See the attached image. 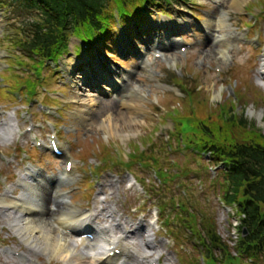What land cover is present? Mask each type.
<instances>
[{"label":"rangeland","instance_id":"obj_1","mask_svg":"<svg viewBox=\"0 0 264 264\" xmlns=\"http://www.w3.org/2000/svg\"><path fill=\"white\" fill-rule=\"evenodd\" d=\"M5 1L0 3V128L9 114H13L16 126L5 138H0V199L3 195L13 199L25 191L19 177L36 163L50 172L47 177L45 171L39 169L43 177L40 185L46 190L58 185L59 191L66 193L71 206L75 207L99 205L101 209L113 206L118 215L120 206H123L128 222L124 228L134 229L139 223L152 221L153 209L150 206L153 200L143 203L147 194L142 186H148V192L153 193L151 184L156 182L150 161H154L162 170L167 169V177H177L168 185L164 177L161 185H156L160 189L154 196L160 203L164 202L165 211L172 213L167 215L169 222L181 231L178 236L180 243L172 246V236L150 225L153 228L151 233L157 234L156 240L162 241L161 264H203L199 251L193 248L196 239L191 238L184 220L193 222L195 216L193 226L201 228L202 213L204 217L213 216L212 222L217 224L219 234L224 240H229V218L217 201L219 181L212 180L208 170L210 164L205 165L206 159H202L203 166L191 156L193 152L187 149L191 144L183 139L182 128L188 121L202 120L206 126L215 129L223 123V111L235 107L246 123L254 124L264 133V128L257 126L264 124V87L258 84L256 76V69L260 68L264 58V0H189L180 6L173 4L169 7L172 12L170 18L157 16L161 23L160 39H155V31L147 30L148 34L133 39V46L126 48L129 51L133 49L134 53L123 50L122 58L117 50L112 53L115 49L113 40L102 48L105 53H97L94 61L87 60L83 53L76 56L72 50L60 60L58 70H55V65L40 70L41 79L38 81L42 82L43 88L38 87L36 96L30 101H27L26 91L19 93L18 88L27 79L28 84L32 81L33 62L15 46L19 25L30 15ZM246 8L251 11L246 12ZM220 11L225 14L228 27L217 26L220 25ZM252 18L258 22L247 27ZM207 22H210L208 28ZM189 26L200 31L193 34ZM228 30L233 31L235 37L225 46L226 55L222 60L219 51L224 47L221 39L219 42L214 35ZM175 38L186 42L185 53L176 48L172 42ZM253 39H258L259 44H250ZM163 43L171 46L164 48ZM176 44L178 46L179 43ZM156 47L162 49L159 50L160 57H154L155 50H158ZM75 52L79 51L76 49ZM137 56H140V61ZM75 67L76 72L71 73L70 68L73 71ZM43 70L48 79L43 77ZM120 71L127 75L128 86L136 90L132 103L136 110H128L126 105L120 104L127 94V87L122 84L115 91L112 81L119 77ZM105 72L110 76L103 75ZM129 72H134L133 76ZM34 74L37 82L36 74L39 72ZM78 78L82 80V86L76 84ZM105 86L109 89L114 87V91L101 90ZM26 90L29 97L33 90L29 87ZM55 91H61L64 96L58 97L59 102H50L47 97H57L53 93ZM38 102L47 106L45 110L39 109ZM53 108L59 109H55L53 115L46 113ZM166 112L168 116H174L172 123ZM102 123L107 125L106 129L102 128ZM31 127L32 130L28 131L27 128ZM239 131L234 129L235 133ZM50 134H56L63 148L74 157L68 184L61 185L64 179L58 183L54 181L64 170L63 162L51 156L47 148L35 146L37 141L47 145ZM130 152H135L133 161H140L150 168L135 164ZM153 156L158 160L151 158ZM126 161L133 164L130 171L140 180V190L124 191L125 169L120 164ZM96 171L100 173L96 175ZM110 173L117 174L120 182L113 183L115 177ZM180 174L187 175L180 177ZM141 178H145L143 182ZM91 182L93 184L88 187ZM96 182L101 185L97 186ZM100 192L104 193L100 198L103 197L105 203L100 201ZM110 192L113 194L108 195ZM172 199L183 202L186 212L174 211L169 204ZM61 200L64 201L63 198L52 199L44 213L38 214L47 219L49 212L55 209L51 205ZM137 210L143 213L137 214ZM9 212L0 205V264H62L46 252H31L10 227L12 217ZM190 213L194 216H187ZM143 233L141 229L140 234ZM132 241L138 242L139 238L130 234L127 242ZM228 245L232 246V242ZM138 249L142 251L139 246ZM243 264H264V258L258 262L245 258Z\"/></svg>","mask_w":264,"mask_h":264},{"label":"trees","instance_id":"obj_2","mask_svg":"<svg viewBox=\"0 0 264 264\" xmlns=\"http://www.w3.org/2000/svg\"><path fill=\"white\" fill-rule=\"evenodd\" d=\"M112 1L123 9L129 0H10L31 14L22 26L25 38L20 46L32 59L38 58L36 64L41 65L46 59L56 60L67 51L71 36L90 41L93 34L107 32L111 18L104 8ZM34 85L31 81L29 88L33 90ZM226 113L231 116V112ZM226 121L231 123L233 119ZM239 123L245 127L246 121L240 119ZM232 126L237 124L232 122ZM189 133L193 139L202 140V147L211 150L228 167L229 186L224 199L238 202L240 198V208L245 214L243 223L248 230V235L238 242V257H233L214 226L206 229L202 237L204 259L211 260L212 264L219 261L236 264L244 256L258 259L264 255V137L251 132L247 136L250 142L241 143L225 123L211 129L196 122Z\"/></svg>","mask_w":264,"mask_h":264},{"label":"bare ground","instance_id":"obj_3","mask_svg":"<svg viewBox=\"0 0 264 264\" xmlns=\"http://www.w3.org/2000/svg\"><path fill=\"white\" fill-rule=\"evenodd\" d=\"M222 13V12H221ZM220 28L228 27L225 14L219 16ZM234 32L231 30L220 34L222 48L219 54L224 60L226 55V45H229L230 40L234 38ZM173 60V59H172ZM264 83V77L262 79ZM106 88H103V90ZM130 90V89H129ZM132 90V89H131ZM136 92L130 94L120 100V104L126 105L128 110H136L132 105L135 99ZM16 126V122L12 114H9L6 119H3L2 127L0 128V138H5ZM102 128L106 129L107 125L102 123ZM28 178H23L20 181L28 187L27 192L21 194L18 198L12 201H7L5 196L0 199V205L5 209L9 208V216L12 217L11 228L18 234L20 239L30 249L35 251L46 252L49 256L61 259L65 264H141L142 260L152 255L146 252L139 253L131 244L124 242L125 234L119 237L112 236L111 227L95 225L98 238L95 242L80 239L82 231L87 227L93 226V213L79 212L75 207L63 202L60 205H55V211L45 219L34 209H46L48 201L54 196H59L56 189L46 190L38 182V176L33 172L28 173ZM60 177L69 178L66 171L60 173ZM111 213L113 208L110 209ZM71 226V227H70ZM78 235V237H76ZM86 244H82L84 243ZM107 244V250L104 249V244ZM78 244H81V249H78ZM110 247L119 249L120 255L110 256ZM142 247L146 251H151L154 244L150 239H146L142 243ZM149 254V255H147ZM146 260V259H145ZM152 263L160 264V255L152 258Z\"/></svg>","mask_w":264,"mask_h":264},{"label":"clouds","instance_id":"obj_4","mask_svg":"<svg viewBox=\"0 0 264 264\" xmlns=\"http://www.w3.org/2000/svg\"><path fill=\"white\" fill-rule=\"evenodd\" d=\"M258 127L264 128V124H258Z\"/></svg>","mask_w":264,"mask_h":264}]
</instances>
